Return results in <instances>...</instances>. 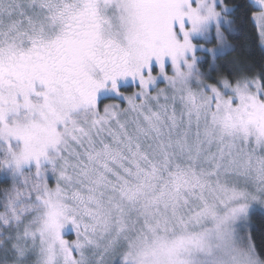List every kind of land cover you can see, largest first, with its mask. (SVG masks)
<instances>
[{
  "label": "snow or ice",
  "instance_id": "snow-or-ice-1",
  "mask_svg": "<svg viewBox=\"0 0 264 264\" xmlns=\"http://www.w3.org/2000/svg\"><path fill=\"white\" fill-rule=\"evenodd\" d=\"M245 18L264 53V0H0V264H264Z\"/></svg>",
  "mask_w": 264,
  "mask_h": 264
},
{
  "label": "trees",
  "instance_id": "trees-1",
  "mask_svg": "<svg viewBox=\"0 0 264 264\" xmlns=\"http://www.w3.org/2000/svg\"><path fill=\"white\" fill-rule=\"evenodd\" d=\"M229 3H235L238 5H246L248 0H229ZM246 8H241L237 13L238 16L244 15ZM236 44L239 48L240 45H244L243 55L249 61L253 63H259L264 53L261 52L258 41L255 38V30L249 20L245 18L242 21V27L236 34ZM232 57H229L231 59ZM253 223V238L257 245L264 244V215L257 212L252 219Z\"/></svg>",
  "mask_w": 264,
  "mask_h": 264
}]
</instances>
